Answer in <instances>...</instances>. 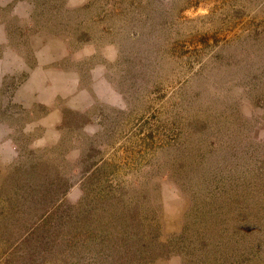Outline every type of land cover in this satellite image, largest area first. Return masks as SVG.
<instances>
[{
  "label": "rangeland",
  "instance_id": "obj_1",
  "mask_svg": "<svg viewBox=\"0 0 264 264\" xmlns=\"http://www.w3.org/2000/svg\"><path fill=\"white\" fill-rule=\"evenodd\" d=\"M0 264H264V0H0Z\"/></svg>",
  "mask_w": 264,
  "mask_h": 264
},
{
  "label": "trees",
  "instance_id": "obj_2",
  "mask_svg": "<svg viewBox=\"0 0 264 264\" xmlns=\"http://www.w3.org/2000/svg\"><path fill=\"white\" fill-rule=\"evenodd\" d=\"M52 215H53V214H51V216L49 215V217L46 218V219L43 221L42 224H43L45 227L52 226V223H51Z\"/></svg>",
  "mask_w": 264,
  "mask_h": 264
}]
</instances>
